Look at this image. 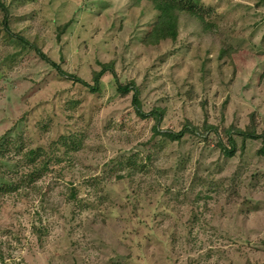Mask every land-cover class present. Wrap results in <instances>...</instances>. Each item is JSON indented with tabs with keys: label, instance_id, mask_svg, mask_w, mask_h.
Masks as SVG:
<instances>
[{
	"label": "rangeland",
	"instance_id": "1",
	"mask_svg": "<svg viewBox=\"0 0 264 264\" xmlns=\"http://www.w3.org/2000/svg\"><path fill=\"white\" fill-rule=\"evenodd\" d=\"M1 1L0 185L17 188L0 190V264H263L262 138L219 143L264 133V3L177 0L194 13L149 44L150 0ZM26 41L91 84L114 61L162 129L201 130L153 138L111 73L93 92Z\"/></svg>",
	"mask_w": 264,
	"mask_h": 264
},
{
	"label": "trees",
	"instance_id": "2",
	"mask_svg": "<svg viewBox=\"0 0 264 264\" xmlns=\"http://www.w3.org/2000/svg\"><path fill=\"white\" fill-rule=\"evenodd\" d=\"M154 3L155 8L157 9V17L154 21L151 29L146 33L144 37V42L149 44H158L162 40L171 38L176 39L179 32V13L184 10H191L187 9L184 3L178 2L177 0H150ZM262 3H264V0H261ZM0 7L4 12V25L7 28L9 32L11 30L9 29V8L0 0ZM191 12L194 13V10H191ZM68 26V23H65L62 28L61 32L66 30V27ZM60 32V33H61ZM21 41H24L22 37H18ZM27 42V41H26ZM30 47L35 49V51L38 53V55L51 65H53L58 72L68 77L69 79H72L75 82H79L87 87L90 88L91 91L97 92L100 90V82L102 77H104L107 73H111L115 79L117 80V90L122 95H127L129 93H132V103L135 108L136 114L143 118H153L155 123L153 125V138H156V136H162L163 138H167L171 141H181L182 138L188 133H198L200 131V127L195 125L192 121L186 120L184 123V126L179 131L174 130H164L161 128V123L164 118L165 110L161 107H155L151 111H145L143 109L142 99H141V92L140 88L137 85V83L132 80L126 84L120 82L118 80V75L115 69V63L114 61L110 62H100L101 69L94 72L93 75V81L94 84L89 83L87 80L73 74L69 73L66 70L62 68L60 64H58L56 61L52 60L44 51H42L37 45H34L33 43L27 42ZM204 130L207 132L212 130H218V127L208 123L206 120L204 123ZM225 133L228 134V145L224 144L223 142H220L219 145L222 148L224 154H226L229 157H232L235 155L237 151V143L235 139V134L242 135L243 140H246L247 138L257 139L262 138V146L259 149V153L264 155V133H257L255 127L247 129H241L239 127H231L224 129ZM200 133V132H199ZM31 150L32 154L38 153V150ZM127 163L131 164L132 166L135 165V160H132L130 158L127 159ZM43 166H47V164H44ZM36 170V169H35ZM39 176H34V172L31 173V179L30 181L36 180V178ZM17 188V185L10 184L8 186L6 185H0V190H5V192L13 191ZM76 192H73V195H75ZM38 231H41L40 227L37 229ZM264 264V263H263Z\"/></svg>",
	"mask_w": 264,
	"mask_h": 264
}]
</instances>
